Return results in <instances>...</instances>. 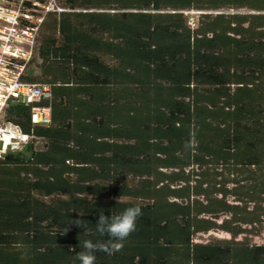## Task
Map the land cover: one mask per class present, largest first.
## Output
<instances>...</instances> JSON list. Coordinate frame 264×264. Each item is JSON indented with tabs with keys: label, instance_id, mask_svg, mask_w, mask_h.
<instances>
[{
	"label": "trees",
	"instance_id": "1",
	"mask_svg": "<svg viewBox=\"0 0 264 264\" xmlns=\"http://www.w3.org/2000/svg\"><path fill=\"white\" fill-rule=\"evenodd\" d=\"M62 4L26 75L51 96L6 113L43 143L0 156V264H80L134 206L95 264H264V0Z\"/></svg>",
	"mask_w": 264,
	"mask_h": 264
},
{
	"label": "built area",
	"instance_id": "2",
	"mask_svg": "<svg viewBox=\"0 0 264 264\" xmlns=\"http://www.w3.org/2000/svg\"><path fill=\"white\" fill-rule=\"evenodd\" d=\"M67 10L62 0H0V156L25 152L43 143L7 120L8 108L17 103L29 104L51 96V87L26 79L37 56L42 24L51 12ZM34 125L51 122V108L32 107Z\"/></svg>",
	"mask_w": 264,
	"mask_h": 264
},
{
	"label": "clouds",
	"instance_id": "3",
	"mask_svg": "<svg viewBox=\"0 0 264 264\" xmlns=\"http://www.w3.org/2000/svg\"><path fill=\"white\" fill-rule=\"evenodd\" d=\"M141 215L142 210L139 206L129 207L111 217L103 212L100 213L96 222V231L101 235L107 234L110 237L109 241L94 243L92 240H84L82 247L85 251L77 253L76 259L80 264H95L96 251H104L111 255L122 250L123 242L135 231L137 219ZM73 223L81 226V220L73 221Z\"/></svg>",
	"mask_w": 264,
	"mask_h": 264
},
{
	"label": "rangeland",
	"instance_id": "4",
	"mask_svg": "<svg viewBox=\"0 0 264 264\" xmlns=\"http://www.w3.org/2000/svg\"><path fill=\"white\" fill-rule=\"evenodd\" d=\"M199 13L200 12L197 11V10H189V11H186V14L189 17L190 23L192 25H195L197 23L198 18H199ZM210 236L230 237V234L225 233V232H222V231H219V232H211L209 234H204L201 237L204 238V239H206V238H209ZM256 240L257 241H261V239H259V238H257Z\"/></svg>",
	"mask_w": 264,
	"mask_h": 264
}]
</instances>
